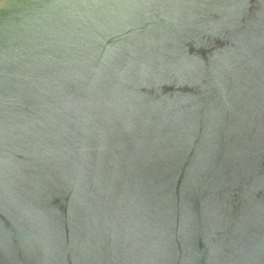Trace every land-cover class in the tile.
Segmentation results:
<instances>
[{"label":"water","instance_id":"95a60500","mask_svg":"<svg viewBox=\"0 0 264 264\" xmlns=\"http://www.w3.org/2000/svg\"><path fill=\"white\" fill-rule=\"evenodd\" d=\"M0 264H264V0H0Z\"/></svg>","mask_w":264,"mask_h":264}]
</instances>
